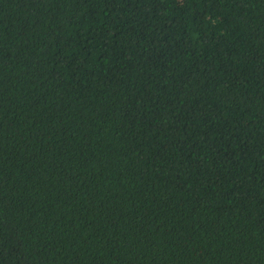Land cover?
Instances as JSON below:
<instances>
[{"label": "trees", "instance_id": "16d2710c", "mask_svg": "<svg viewBox=\"0 0 264 264\" xmlns=\"http://www.w3.org/2000/svg\"><path fill=\"white\" fill-rule=\"evenodd\" d=\"M0 264H264V0H0Z\"/></svg>", "mask_w": 264, "mask_h": 264}]
</instances>
